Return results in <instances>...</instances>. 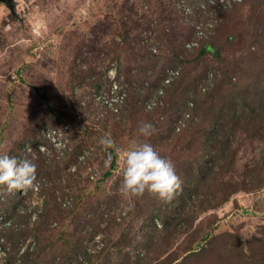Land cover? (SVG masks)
Returning a JSON list of instances; mask_svg holds the SVG:
<instances>
[{
  "label": "rangeland",
  "instance_id": "rangeland-1",
  "mask_svg": "<svg viewBox=\"0 0 264 264\" xmlns=\"http://www.w3.org/2000/svg\"><path fill=\"white\" fill-rule=\"evenodd\" d=\"M198 2L12 0L14 11L0 0L1 144L11 150L20 141L25 158L41 162L38 188L9 194L0 187V264H263L264 189L255 186L264 180V127L262 136L252 131L261 118L264 122V0H237V8L226 2L218 23L205 12L208 4L200 2L195 10ZM161 3L167 12L175 7L168 22L174 31L197 29L200 40L213 39L223 47L197 60L201 41L193 38L177 49L184 62L167 67L178 91L190 85L202 93L198 116L207 108L206 99L216 107L222 96L246 112L262 110L257 121L232 123L240 128L230 143L229 163L218 171L214 195L204 185L199 195L188 193L205 145L195 137L200 118L192 122L187 114L174 115L170 96L147 101L146 107L156 103L151 112L138 108L140 98L138 107L128 108L125 85L115 86L119 69L135 70L133 80L138 79L140 62L124 50L133 40L152 46L156 54L168 53L158 38ZM142 122L154 125L150 137L139 134ZM134 142H148L171 159L183 181V191L163 205L186 218L176 236L151 234L152 222L162 230V221L153 218L159 200L147 193L128 199L119 192L120 149ZM255 167L258 173L251 175ZM107 171L112 174L103 179ZM232 187L239 191L227 201ZM114 218L117 222H110ZM198 237L202 243L194 257L186 248Z\"/></svg>",
  "mask_w": 264,
  "mask_h": 264
},
{
  "label": "trees",
  "instance_id": "trees-1",
  "mask_svg": "<svg viewBox=\"0 0 264 264\" xmlns=\"http://www.w3.org/2000/svg\"><path fill=\"white\" fill-rule=\"evenodd\" d=\"M213 1L214 0H199L198 5L197 6L194 5V8H196L195 10L197 11V7L200 6V2L208 4L209 8L205 9V12L211 15L210 16L211 19L216 20V22L218 23L219 19L222 18L221 13L225 10H223V8L218 9L219 4L216 3L214 5L212 3ZM235 3L236 2H234L233 5H235ZM238 6L239 4H236L234 7L237 8ZM125 7L126 6L123 5V8ZM159 7L160 8L158 9L159 11H161L160 13L161 15L164 16V18L161 19V17H159V19L161 20L160 22L163 25V27L161 24H159V27L161 28L159 30L157 29L159 31L158 38L161 39L162 49L163 48L168 49L167 50L168 53L165 54V52L163 51L161 54H156L155 52L151 51L150 48L152 46L148 45L146 47L143 44H141V42H139L138 39L133 40V42L130 41V43L132 42L133 45H131L130 47H128V45H125L124 50H127L129 54H135L136 55L135 59L140 62L139 66H137L138 70H136L139 73L138 79L133 80V75H134L133 73H135V70L126 73L122 69H119V72H117L116 76L114 77L115 86L116 84H119L121 87L125 85L124 90L127 93V98L125 100V106H127L128 108L129 106L138 107L137 104L139 103V98H140V107L138 108L151 112L154 109L153 108L149 109L146 107L147 101H151V100L153 101L154 99H157V98L165 99L166 96H170L171 102L169 103L168 101V104L169 106L171 105L173 107L171 109L174 110L173 111L174 115L178 116L179 112L181 116H184L186 114H191L192 116H188L186 118L189 119L191 117L189 120H191L192 122L196 121L195 118L196 119H198V117L200 118L199 123L197 124V126H195V137H197V140H199L200 138L205 139V142H204L205 145H204V148L201 149V152L200 153L198 152V157L196 158V166H194V170L191 173L192 178L191 180H189V183H188V191H189L188 193L190 194V196L194 193L199 195L200 194L199 187L201 185L202 186L204 185L210 192L212 191L213 192L212 195H214L215 190L213 189V186H215L214 182H216V179L219 177L218 171L221 170L224 165L226 166V164L229 163L227 162L229 160H226V159L230 157V152H231L230 143L233 137L236 136V132L238 128H240V126H233L232 123L236 121V123L239 124L240 122L239 120L244 119L245 121V120H248V118H252L250 120L257 121L258 117L256 119V116L258 115V113H261L262 110L254 108L253 112H250V113L246 112V110H243V108H240L241 109L240 110L239 106L235 104V102L232 99H226L222 96V98L219 100V103H220L219 106L215 105L216 107H214L213 105L212 106L208 105L210 103L206 99L205 103L207 104L206 106L207 108L202 113L201 116H198L199 114L197 112V103H198V100L201 99V97H203L202 93L197 92L196 86L192 88L190 85L186 88L183 87L178 91L175 85V81L174 82L172 81L173 79L171 80L169 84H167L165 82V79L169 76V73H168L169 68L167 67L169 66V64L176 62V60L180 58L177 49L184 48L185 43L187 41L192 40L193 38H197V40L201 41L200 42L201 48H199L198 56L196 58L197 60H200V58L205 54L216 52V50L218 51L222 50L223 49L222 44H216L215 40L213 39L206 40V41L203 39L200 40L201 37L197 36V33H199L200 31H197V29H193V28L190 29V27H186V29L184 31L182 30L181 32L174 31L173 30L174 28L168 22L173 20L172 19L173 17L171 15H173L175 11L174 9L175 7L169 8L171 6H167V8L171 9L168 11L169 13L166 11L165 9L166 6H164V4L161 3ZM199 10H200V7H199ZM131 11L133 12L134 9H131ZM123 25L125 24L123 23ZM141 26H143L144 29L151 27L150 25H141ZM218 27H219L218 24H216L215 29H217V31H219ZM126 34L127 33H125L123 37H124L125 43L129 44V41L126 38L127 37ZM181 34H182V37H180ZM135 41H138V42L135 43ZM144 41L146 42V40ZM181 61L184 62V60H181ZM151 71H152V74L149 75V72ZM87 73H90V72L87 71ZM147 79H150L152 81V83H150L149 86H146V84L148 83ZM136 80H137V83L134 84L133 81L135 82ZM98 82L91 83L90 85L91 89L95 88L96 90ZM215 88L216 86L212 87V89L209 90L210 92L209 95L207 96H210L211 93L215 91ZM43 97L45 98L46 96L43 95ZM189 102H190V105L188 104ZM109 113H111V111ZM262 114L264 115V113ZM226 116H227V120L224 119V117ZM259 122L261 123V125L256 126L255 130H253L252 132L260 134L261 131H263L261 130L264 127L263 126L264 122L262 121V118L261 120H259ZM8 123H9V118L4 123L3 128H6L8 126ZM177 126H179V124ZM261 136H262V133H261ZM2 141H3V137L1 135L0 144ZM22 147L23 146L21 142L19 141V143L16 144L9 151V155L15 156L18 160L25 159V155H23L21 151ZM33 149L39 152V148L36 144L33 145ZM210 152H213V153L211 157L209 158ZM115 160H116V157H114L113 161L111 162V167H114ZM35 164L36 166H41L40 161H36ZM263 165H264V161L260 164V166L263 167ZM253 170L254 171L251 170V175L258 173V170L256 167L253 168ZM215 173L216 175H214ZM111 174H112L111 171H107L103 175L102 178L106 179L107 177L111 176ZM255 188L259 190L264 189V180L258 186H255ZM229 189L225 193L226 194L225 199L227 201H229L230 199L229 197L231 195L239 191V188L237 187L236 188L232 187ZM186 201L189 202L188 200ZM192 201L193 200H191V202ZM173 204H174V207L177 208L176 206L177 202L175 201ZM153 205H154L153 210H155L154 211L155 214L153 218H156V217L159 218L162 221L163 225H162V230H160L158 226L156 225V223L152 222V233H151L152 235L156 233V231H158V232L163 233V236L161 234L159 236L163 237L164 239H168L173 234L176 236L178 232L184 231L183 230L184 227L182 226V224L186 220V218L182 212H180L179 214H176V212L173 214L172 212L171 213L172 215H171L170 212L163 210L164 203L161 201L160 202L158 201L157 203ZM182 207L186 208L187 206L182 205ZM160 208L161 210H158ZM44 215L46 214H43L40 217V221L44 217ZM115 219L116 218L110 219V222L112 221L117 222ZM168 230H172V233L170 232L168 233ZM199 238L200 237H198L197 239L194 238L195 240L192 243H190L191 244L190 246L186 248V250L188 249L189 252L191 251L189 255L194 256L195 254L194 257H196L198 253H200V251L196 252L195 250V248H197L198 245L200 246L202 243L199 241L200 240ZM203 241H205V239ZM151 242L152 241L147 243V245L150 244ZM203 247L204 246L202 245V248ZM17 249H18V246H17ZM248 256L246 259H248ZM263 264H264V260H263Z\"/></svg>",
  "mask_w": 264,
  "mask_h": 264
},
{
  "label": "clouds",
  "instance_id": "clouds-1",
  "mask_svg": "<svg viewBox=\"0 0 264 264\" xmlns=\"http://www.w3.org/2000/svg\"><path fill=\"white\" fill-rule=\"evenodd\" d=\"M155 132L151 122H142L139 134L150 137ZM111 145V140L102 141ZM10 149L0 144V187L9 194L15 191L38 188L37 166L25 158L18 160L9 155ZM123 163L119 192L126 198H138L146 193L163 203H170L183 191V181L177 175L171 159L161 154L148 142H134L129 148L120 149Z\"/></svg>",
  "mask_w": 264,
  "mask_h": 264
},
{
  "label": "built area",
  "instance_id": "built-area-1",
  "mask_svg": "<svg viewBox=\"0 0 264 264\" xmlns=\"http://www.w3.org/2000/svg\"><path fill=\"white\" fill-rule=\"evenodd\" d=\"M231 1H233V2H235V1H237V0H214L212 3L215 5L216 3L217 4H219L218 5V9H220V8H226L227 6L225 5L226 4V2L228 3V2H231ZM239 1V0H238ZM168 71L171 73V75H173L174 74V72H173V70H169L168 69ZM165 82L167 83V84H169L170 82H171V77H167L166 79H165ZM155 105H156V103L155 102H152V103H149L148 105H147V107L149 108V109H152L153 107H155ZM189 115L187 114L186 115V117H188ZM179 123L180 124H184V123H182V120H180L179 121ZM180 126V125H179ZM177 129L179 130L180 129V127H177ZM44 135H46V132H45V134ZM50 137H52L51 136V134H50Z\"/></svg>",
  "mask_w": 264,
  "mask_h": 264
},
{
  "label": "water",
  "instance_id": "water-1",
  "mask_svg": "<svg viewBox=\"0 0 264 264\" xmlns=\"http://www.w3.org/2000/svg\"><path fill=\"white\" fill-rule=\"evenodd\" d=\"M6 1H7V5H9L11 9L15 11V4L13 5L12 0H6Z\"/></svg>",
  "mask_w": 264,
  "mask_h": 264
}]
</instances>
